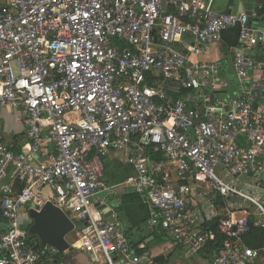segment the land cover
Returning <instances> with one entry per match:
<instances>
[{
    "label": "built area",
    "instance_id": "obj_1",
    "mask_svg": "<svg viewBox=\"0 0 264 264\" xmlns=\"http://www.w3.org/2000/svg\"><path fill=\"white\" fill-rule=\"evenodd\" d=\"M213 1L0 0V111L26 116L20 150L0 121V264H65L19 223L48 202L83 224L90 264L147 261L100 209L112 152L134 168L125 185L148 199L149 228L195 256L220 219L211 264H264L246 243L264 229V30ZM233 30L231 80L202 59Z\"/></svg>",
    "mask_w": 264,
    "mask_h": 264
},
{
    "label": "crops",
    "instance_id": "obj_2",
    "mask_svg": "<svg viewBox=\"0 0 264 264\" xmlns=\"http://www.w3.org/2000/svg\"><path fill=\"white\" fill-rule=\"evenodd\" d=\"M262 10H264V0H214L212 3V11L215 14L245 13L253 16ZM202 60L220 62L224 67V76L231 80L234 79L232 54L228 52L225 44L215 47L212 53L203 57ZM0 121L5 139L15 144L16 150H20L26 143V116L23 110H1ZM133 174L134 168L124 154L112 152L105 160V181L113 189L108 194H101L99 198L107 206L105 209L100 207L104 210V218L109 221H119L136 255L148 259L141 264L165 263L167 258L174 257V255L179 256L184 261H193V264H211L215 254L211 248L199 255L189 256L184 249L176 246L168 239L162 229L148 227L152 213L148 199L138 194L133 187L125 185L128 177ZM248 182L250 181L237 183L252 191V183L249 184ZM6 183L10 184L9 181ZM45 193L51 194V191L46 189ZM236 200L232 199L231 203H237ZM224 205L226 207V202ZM224 205L222 204L223 207ZM31 208L32 206L29 208L27 206L20 213L19 223L22 228L27 229L31 224L28 219V212ZM76 225V230L68 236L71 249L61 254V260L65 264H90V255L85 250L84 235L77 228L82 227L83 224L78 223ZM0 231H6V224L1 217ZM114 258L121 261L119 255H115ZM157 258L162 259L157 261Z\"/></svg>",
    "mask_w": 264,
    "mask_h": 264
},
{
    "label": "water",
    "instance_id": "obj_3",
    "mask_svg": "<svg viewBox=\"0 0 264 264\" xmlns=\"http://www.w3.org/2000/svg\"><path fill=\"white\" fill-rule=\"evenodd\" d=\"M247 15H249L252 25L259 26L264 30V10L253 16ZM28 219L31 221L28 227L29 234L36 237L42 245L53 246L61 254L71 249L68 236L76 230V222L52 202L46 203L40 210L36 204H33L28 212ZM161 259L157 258L156 260Z\"/></svg>",
    "mask_w": 264,
    "mask_h": 264
},
{
    "label": "trees",
    "instance_id": "obj_4",
    "mask_svg": "<svg viewBox=\"0 0 264 264\" xmlns=\"http://www.w3.org/2000/svg\"><path fill=\"white\" fill-rule=\"evenodd\" d=\"M223 42L225 44V47L227 49L236 47L238 45V31L233 30L229 33H226L223 38ZM219 203L222 205L223 201H219ZM220 219H216L210 224L211 230L214 231L217 234V241L212 243L209 248L213 252H216L220 246V244L223 241V238L218 234V222ZM32 240H37L36 237H32ZM246 243L249 247L253 249H261L264 247V229L260 228H252L249 236L246 239Z\"/></svg>",
    "mask_w": 264,
    "mask_h": 264
},
{
    "label": "rangeland",
    "instance_id": "obj_5",
    "mask_svg": "<svg viewBox=\"0 0 264 264\" xmlns=\"http://www.w3.org/2000/svg\"><path fill=\"white\" fill-rule=\"evenodd\" d=\"M227 181L230 182V183H232V184H236V180L227 179ZM248 183L251 184L250 182H248ZM236 185L240 189L247 190V187L246 186H241L239 184H236ZM236 201H237V203H236V206L235 207H237V208H248L251 211H255L254 208L248 202H246V201H239V200H236ZM29 207L30 206H28V208ZM223 208L224 207H222V205L220 204V210H219L220 213H223ZM154 264H193V261H190V262L189 261H184L183 259H180L179 256L174 255V257L172 256L170 258H167V261L165 263H158L157 262V263H154Z\"/></svg>",
    "mask_w": 264,
    "mask_h": 264
}]
</instances>
